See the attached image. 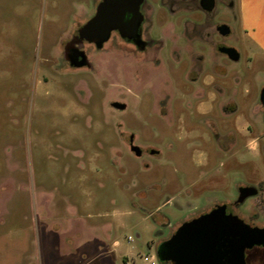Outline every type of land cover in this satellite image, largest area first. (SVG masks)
<instances>
[{
  "label": "rangeland",
  "instance_id": "rangeland-1",
  "mask_svg": "<svg viewBox=\"0 0 264 264\" xmlns=\"http://www.w3.org/2000/svg\"><path fill=\"white\" fill-rule=\"evenodd\" d=\"M101 1L0 0V264H172L159 244L220 204L264 226V52L247 0L204 15L151 0L164 43L149 54L79 37ZM72 45L90 65L70 64Z\"/></svg>",
  "mask_w": 264,
  "mask_h": 264
},
{
  "label": "water",
  "instance_id": "water-1",
  "mask_svg": "<svg viewBox=\"0 0 264 264\" xmlns=\"http://www.w3.org/2000/svg\"><path fill=\"white\" fill-rule=\"evenodd\" d=\"M143 0H102L95 14L79 29V37L95 42L101 47L118 29L123 36L126 28L137 27L141 23L140 5ZM207 10L215 7V0H201ZM127 13L132 19L125 22ZM222 35H228L231 27L227 23L218 25ZM220 50L237 60L239 50L234 46H222ZM264 104V88L261 92ZM118 108L126 104L116 102ZM133 141V136H132ZM132 150L142 154L138 145H132ZM251 194V189L242 194L241 200ZM255 245L264 246V227L247 223L238 214L228 213L227 204H220L209 212L183 222L171 237L162 241L157 249L158 257L163 262L172 264H247L246 249Z\"/></svg>",
  "mask_w": 264,
  "mask_h": 264
},
{
  "label": "flooded vegetation",
  "instance_id": "flooded-vegetation-1",
  "mask_svg": "<svg viewBox=\"0 0 264 264\" xmlns=\"http://www.w3.org/2000/svg\"><path fill=\"white\" fill-rule=\"evenodd\" d=\"M189 0H163L164 6L166 7L168 12L171 13H178L183 9H186L185 5ZM217 0H215V7L212 10H207L205 9L202 4L201 0H197V7L202 11L203 15L204 12L209 13L212 12L216 8ZM140 12L142 14V19L140 25L135 29L134 27H127L125 33L127 36H123L121 32L118 29H115L111 32L110 38L106 41L108 42L111 40L112 36L115 34L121 38L122 41H124L127 44H130L134 46V48L142 53L149 54L151 48H158L161 47L164 42H162L160 39L155 37V22L157 17H161L162 14H157L156 9L153 5V2L151 0H143L141 5H140ZM132 19V14L127 13L125 17V22L128 24V22ZM218 27V26H217ZM203 31H204V24H203ZM217 31L220 35H222L218 28ZM232 32V29H231ZM230 32V34H231ZM228 34V35H230ZM228 35H222L224 37ZM87 41V40H86ZM91 42V41H88ZM101 46L98 47L95 42L93 43L96 48H103L105 43ZM202 45H203V54L201 55V60H204V39L201 40ZM222 46H234V45H227V44H222L218 46V50L221 54L224 56L230 58L227 53L223 52L220 50V47ZM180 47V46H179ZM235 47V46H234ZM157 50V49H156ZM68 60L70 64L73 66H85V65H90L88 61L87 54L84 52L83 49L79 48L76 45L69 46L68 49ZM134 139V136H133ZM133 141H132V134L130 135V146L132 148ZM134 152V151H133ZM135 153V152H134ZM159 151H156L155 149L151 148L150 154H158ZM136 154V153H135ZM143 154V150H142ZM141 154V155H142ZM251 189V194L252 196H255L258 194V189L256 186H253L250 188ZM234 203L232 204H227V212L228 213H234L230 207H232ZM234 205H237L235 203ZM212 210V209H211ZM210 210L206 211L209 212ZM205 212V213H206ZM236 214V213H234ZM242 218V217H241ZM244 219V218H243ZM245 220V219H244ZM246 221V220H245ZM249 223L248 221H246ZM251 224V223H249ZM253 225V224H251ZM253 226H259V225H253ZM264 227V226H260ZM256 248H259L260 251H254ZM246 261L247 264H264V246L262 245H255L251 248L246 249Z\"/></svg>",
  "mask_w": 264,
  "mask_h": 264
},
{
  "label": "crops",
  "instance_id": "crops-1",
  "mask_svg": "<svg viewBox=\"0 0 264 264\" xmlns=\"http://www.w3.org/2000/svg\"><path fill=\"white\" fill-rule=\"evenodd\" d=\"M244 4H248V20L249 29L252 31V41L256 47H259L264 52V0H247ZM119 245L115 240L113 247ZM107 252H113L112 246ZM106 261L105 263H107Z\"/></svg>",
  "mask_w": 264,
  "mask_h": 264
},
{
  "label": "built area",
  "instance_id": "built-area-1",
  "mask_svg": "<svg viewBox=\"0 0 264 264\" xmlns=\"http://www.w3.org/2000/svg\"><path fill=\"white\" fill-rule=\"evenodd\" d=\"M152 264H155L154 261H152Z\"/></svg>",
  "mask_w": 264,
  "mask_h": 264
}]
</instances>
